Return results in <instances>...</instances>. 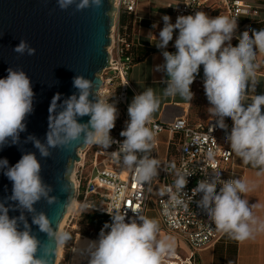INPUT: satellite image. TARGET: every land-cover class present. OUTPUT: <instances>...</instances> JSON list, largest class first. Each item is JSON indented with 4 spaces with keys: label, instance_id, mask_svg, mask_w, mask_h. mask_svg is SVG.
Instances as JSON below:
<instances>
[{
    "label": "clouds",
    "instance_id": "9594fccd",
    "mask_svg": "<svg viewBox=\"0 0 264 264\" xmlns=\"http://www.w3.org/2000/svg\"><path fill=\"white\" fill-rule=\"evenodd\" d=\"M56 3L63 11L73 6L75 11H83L102 8L104 0H56ZM162 19L164 27L159 38L155 36V46L161 49L164 58L157 71L167 77L162 95L180 96L190 102L194 96L190 86L203 66L204 89L211 105L209 113L216 118L219 128L225 130L228 129L225 118H231L233 124L226 134L231 152L245 166L257 169V177L264 176V94L255 92L258 71L264 66V28L243 31L236 37L238 44L233 46L231 41L238 28L235 17H209L203 11H196L194 15L178 16L175 24L168 15ZM174 30H178V35L173 53L166 49L173 40ZM13 51L21 56L36 53L23 39ZM6 71L7 76L0 78V150L31 142L40 157L47 158L50 149L71 150L74 145L91 144L106 150L115 143L118 149L112 156L123 167L133 170L140 184L151 185L159 176L161 162L151 156L157 133L149 125L160 107L161 96L152 87L136 94L129 104V120L120 132L125 138L121 142L110 135L118 118L116 105L100 98L93 80L75 76L73 87L77 92L62 103H58L60 93L51 100L45 142L31 134L22 142L27 119L34 112L35 93L31 78L21 67H8ZM85 116L90 119L79 122ZM21 151L22 156L14 165L7 158H0V173L12 183L11 194L0 199V264H52L51 256L59 246L67 245L71 235L54 230L53 220L36 210L35 205L41 200L54 205L58 199L49 195L52 188L42 179V165L36 154ZM214 155L212 151L207 153L209 159ZM168 168L176 178L174 185L162 194L170 196L173 206L186 208L185 197L189 196L184 189L187 177L194 173L177 169L174 162ZM256 186L238 178L222 180L220 172H213L197 182L191 190V199L201 194L197 204L216 228L231 239L244 242L264 233V220L254 214V209L261 206H250L245 198ZM68 189V184L61 186L62 192ZM10 211L20 214L10 216ZM107 212L111 223H105L98 239L88 243V264H162V258L174 251V240L161 238L158 219L137 213L136 218L126 221V213L115 203ZM32 225L45 233L48 241L54 240L55 248L42 242Z\"/></svg>",
    "mask_w": 264,
    "mask_h": 264
},
{
    "label": "built area",
    "instance_id": "2783aa9c",
    "mask_svg": "<svg viewBox=\"0 0 264 264\" xmlns=\"http://www.w3.org/2000/svg\"><path fill=\"white\" fill-rule=\"evenodd\" d=\"M138 0H112L115 11L112 12L113 23L109 30L110 43L106 47L108 53V65L99 73L101 84L98 95L102 99L114 103L118 109V118L110 135L114 140L123 141L120 132L126 127L128 116V95L132 85L128 74L133 64L134 48L137 39L128 35L118 24L120 10L133 13ZM174 24L178 16L194 15L196 11L220 10L223 15L237 18L241 16H257L258 8L251 0H170L167 2ZM178 33V30H175ZM155 129L156 145L151 153L153 158L159 160L158 140L160 133L166 132L169 141L174 136H179L175 152L166 154L161 161L159 176L156 178L161 183V194L155 200V207L162 230L175 236L185 247L186 255H181L174 250L162 258V264H198V252L220 240L224 233L219 231L215 224L202 211L197 201L201 194L192 197L191 190L197 186V182L205 179L213 172H220L222 180L241 179L231 168L233 154L230 144L223 146L220 140L221 128L217 125L216 118L211 115L204 121L191 123L186 116L176 118L169 123H163L152 118L149 125ZM118 144H112L108 149L96 145H86L83 149H77V155L83 160L75 161L73 165L74 200L78 199L82 182L85 180L82 206L92 211L101 212L110 216L107 211L113 209L114 203L126 213V221L136 218L137 213L145 215L147 202L151 192V185L140 184L133 170L123 167L112 156L117 151ZM91 150L90 176L83 177L85 155ZM214 152V157L209 159L207 153ZM175 163L176 168L187 170L194 174L187 177L188 183L184 192L187 193L185 202L187 207L173 206L167 190L174 185L175 174L168 165ZM153 182V181H152ZM152 184V183H151ZM220 185L217 186L219 191ZM174 191V189H173ZM94 196L96 201L90 199ZM111 217V216H110ZM73 247L70 248V255ZM88 259L82 257L79 264H88ZM55 264H73L71 258H64L63 252Z\"/></svg>",
    "mask_w": 264,
    "mask_h": 264
},
{
    "label": "water",
    "instance_id": "95a60500",
    "mask_svg": "<svg viewBox=\"0 0 264 264\" xmlns=\"http://www.w3.org/2000/svg\"><path fill=\"white\" fill-rule=\"evenodd\" d=\"M113 11L112 0H104L102 8L83 11H75L74 6L66 11L60 10L56 0H0V78L7 76L8 67H21L31 78L35 93L34 112L27 119V131L21 134L22 142L29 134L45 142L51 100L60 93L58 103H62L77 92L73 87V77L80 75L93 80L98 90L101 84L99 73L108 65L106 47L110 43L108 35ZM21 39L36 49L35 55L21 56L13 51ZM89 119L85 116L79 122ZM84 146L74 145L71 150L50 149L51 155L47 158H41L31 142L0 150V158H7L10 165L19 161L21 150L36 154L42 165V179L52 188L49 195L56 197L58 203L48 205L41 200L35 208L53 220L54 230H58L74 197L70 174L74 162L80 160L77 149ZM64 184L69 185L67 192L61 191ZM11 190L12 183L0 173V199L10 195ZM66 202L68 204L64 206ZM19 214V211L9 212L10 216ZM28 220L31 224L30 215ZM32 229L42 242H48L49 247L55 248L54 240L48 241L47 235L39 232L37 226L32 225ZM55 259L56 254L53 253L52 264H55Z\"/></svg>",
    "mask_w": 264,
    "mask_h": 264
},
{
    "label": "crops",
    "instance_id": "0c3cea01",
    "mask_svg": "<svg viewBox=\"0 0 264 264\" xmlns=\"http://www.w3.org/2000/svg\"><path fill=\"white\" fill-rule=\"evenodd\" d=\"M168 1L170 0H138L136 9L133 13L120 10L118 19L116 18L120 27L128 33L129 36L138 41L134 48L135 60L128 74L132 85V90L127 99L128 105L136 94L142 93L148 87H152L156 93L161 96L160 107L158 111L153 114V119L163 123H169L176 118L186 116L191 123L201 122L211 116L208 111V113L200 118L197 109V102L200 101L204 103V100L207 98L204 89L203 66L200 67L199 74L190 86L191 91L194 93L193 99L190 102L184 100L180 96L173 98L164 97L162 95L163 89L166 87L163 81H165L167 77L163 72L157 71V66L164 63V58L161 49L155 46L157 43L155 36L158 39L159 32L164 27L162 19L164 15H168L171 18V23L174 24L170 10L167 8ZM251 1L257 6L258 15L241 16L239 18L236 34L231 41L233 46L238 44L239 41L236 37L243 31L264 28V0ZM203 12L209 17L223 15L220 10L214 11L211 9L203 10ZM153 25H155V27H153ZM177 35L178 33L174 30L173 40L169 42L166 49L167 51L173 53L176 51L174 44ZM255 92L256 94H264V66L258 71V84ZM210 107L211 105L209 104V108ZM262 111H264V108H262ZM225 123L228 125V129H221L219 136L221 144L223 146H228L230 143L226 140V134L231 130L233 121L231 118H225ZM163 133H165V155L169 137L166 132ZM231 168H233L242 180L257 185L245 198L248 199L250 206L253 204L261 206L254 209V214L258 218L264 220V176L257 177L255 175L257 169H253L250 165L245 166L235 154H233ZM84 185L85 180L82 182L80 195L78 199L75 200L77 206H82ZM241 198H244L243 194ZM90 199L96 201L94 196H90ZM106 223H111L110 216L107 218ZM160 236L161 238L171 237L174 240V250H178L177 244L181 242L175 236L166 233L162 229ZM197 261L198 264H264V233L258 234L254 240H247L244 242L236 241L224 234L216 243L201 249L198 252Z\"/></svg>",
    "mask_w": 264,
    "mask_h": 264
},
{
    "label": "rangeland",
    "instance_id": "374dc122",
    "mask_svg": "<svg viewBox=\"0 0 264 264\" xmlns=\"http://www.w3.org/2000/svg\"><path fill=\"white\" fill-rule=\"evenodd\" d=\"M207 97V96H206ZM204 103H201L200 101L197 102L198 104V115L201 118L202 116H204L206 113H208V109H209V101L207 100V98L204 100ZM157 140L159 142L158 144V152H159V161L161 162L163 159V155L165 152V133H160L157 136ZM80 149H83V147H81ZM81 154V159L80 162L83 160L82 157V153ZM91 154L92 151L89 150L87 152V154L85 155V161H84V167H83V177L88 178V176H90V159H91ZM79 156V155H78ZM165 156V155H164ZM73 174V170L70 174ZM161 194V183L155 178L151 184V192H150V196L147 202V207H146V211H145V216L149 217V218H155L158 219V214L156 211V207H155V200L156 198ZM74 199V198H73ZM92 210L88 209V208H84L81 207V205H76L75 200L73 202V205L71 206V208L69 209V212L67 214V216L65 217V220L63 222V224L61 225V232H68L71 235V239L67 242V245H62L61 248V253L63 252L65 258H71V260H73V257H76L75 254V240L77 238V236H88L91 238H98L99 237V233L100 230L102 229V226H94V225H89L86 222L85 219V214L91 212ZM160 222V220H159ZM104 226V225H103ZM160 226L162 228V225L160 223ZM59 229V228H58ZM58 231V230H57ZM108 231V230H106ZM178 246V252L181 255H186V251H184V247L181 245V243L177 244ZM73 247V252L70 255V248ZM60 258V256H59Z\"/></svg>",
    "mask_w": 264,
    "mask_h": 264
},
{
    "label": "bare ground",
    "instance_id": "6f19581e",
    "mask_svg": "<svg viewBox=\"0 0 264 264\" xmlns=\"http://www.w3.org/2000/svg\"><path fill=\"white\" fill-rule=\"evenodd\" d=\"M71 179H73V174L71 175L70 177ZM74 198V197H73ZM72 198V200L70 201L68 207H67V210L63 216V218L61 219V222L59 224V229H58V232H61V225L63 224L64 220H65V217L67 216L68 212H69V209L71 208V206L73 205V202H74V199ZM98 238H91V237H88V236H77L76 240H75V244H74V247H75V254H76V257H73V260L72 263L73 264H79L82 257H86L88 258V254H87V246H88V243L90 241H95L97 240ZM61 248H62V245L59 246L57 248V251H56V261H58L59 259V256H60V252H61Z\"/></svg>",
    "mask_w": 264,
    "mask_h": 264
},
{
    "label": "trees",
    "instance_id": "16d2710c",
    "mask_svg": "<svg viewBox=\"0 0 264 264\" xmlns=\"http://www.w3.org/2000/svg\"><path fill=\"white\" fill-rule=\"evenodd\" d=\"M178 141H179L178 135L174 136V138H172L169 141V144H168V155L169 156H172L174 154ZM84 216H85L86 222L89 225H94L97 227L104 225L107 221V218L109 217V216H107L101 212H97V211H91V212L85 214Z\"/></svg>",
    "mask_w": 264,
    "mask_h": 264
}]
</instances>
